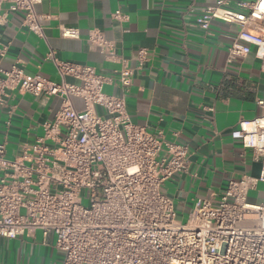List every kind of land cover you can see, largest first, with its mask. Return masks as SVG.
I'll use <instances>...</instances> for the list:
<instances>
[{
  "label": "built area",
  "instance_id": "2783aa9c",
  "mask_svg": "<svg viewBox=\"0 0 264 264\" xmlns=\"http://www.w3.org/2000/svg\"><path fill=\"white\" fill-rule=\"evenodd\" d=\"M38 2L0 0V27L17 11L26 31L44 38L46 16L35 10ZM112 16L126 17L119 10ZM214 19L236 25L226 61L254 46L264 80V0H214L195 25L207 30ZM59 34L78 36L64 26ZM86 41L105 60L120 63L116 81L127 88L133 69L115 54L114 43L98 29ZM5 50L0 47V58ZM45 59L57 80L17 65L3 69L0 60V108L12 90L60 99L53 118L42 122L41 134L19 156L8 158L0 141V236H53L62 252L59 264H264V194L259 202L248 196L264 183V98L256 100L261 114L232 134L252 149L259 175L229 180L217 199L197 200L182 222L162 188L189 167L188 147L178 133L167 137L133 123L124 96L104 91L113 78L92 66L60 59L53 50ZM147 59V50H138V63ZM73 98L82 101L80 109Z\"/></svg>",
  "mask_w": 264,
  "mask_h": 264
},
{
  "label": "crops",
  "instance_id": "0c3cea01",
  "mask_svg": "<svg viewBox=\"0 0 264 264\" xmlns=\"http://www.w3.org/2000/svg\"><path fill=\"white\" fill-rule=\"evenodd\" d=\"M214 0H39L35 10L46 16L44 38L26 31L23 14L10 12L0 27L1 67H22L27 73L57 80L45 54L89 65L113 78L104 85L109 94L123 95L130 120L188 147L189 167L177 172L162 186L171 197L179 221L183 222L197 200L217 199L229 180L257 177L261 164L240 138L232 136L242 122H250L263 111L257 98H264V80L259 79V60L250 52L228 63V47L236 25L214 19L203 30L195 19ZM119 10L125 18L112 15ZM76 30L77 37H61L59 27ZM100 30L114 43L115 54L133 69L131 83L122 88L116 81L120 63L107 61L91 47L88 32ZM147 50L139 64L137 52ZM75 108L83 104L73 98ZM60 105L57 96L9 93L0 108V141L6 156L22 153L41 134V124L52 119ZM97 112L103 110L97 107ZM259 184V183H258ZM257 184V185H258ZM263 197V196H262ZM253 201V199H250ZM257 202V201H254ZM62 252L53 236L40 232L15 238L0 236V264H59Z\"/></svg>",
  "mask_w": 264,
  "mask_h": 264
},
{
  "label": "rangeland",
  "instance_id": "374dc122",
  "mask_svg": "<svg viewBox=\"0 0 264 264\" xmlns=\"http://www.w3.org/2000/svg\"><path fill=\"white\" fill-rule=\"evenodd\" d=\"M263 194H264V183H259L257 185L256 189H253V190L249 191L248 196H249L250 199H253V201L259 202V201H262ZM83 203L86 204V201H83ZM183 221H184V219H183Z\"/></svg>",
  "mask_w": 264,
  "mask_h": 264
}]
</instances>
